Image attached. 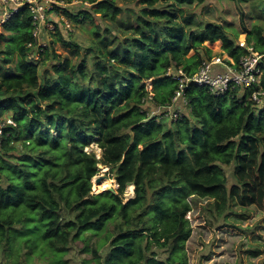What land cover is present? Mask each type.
Returning <instances> with one entry per match:
<instances>
[{
  "label": "trees",
  "instance_id": "1",
  "mask_svg": "<svg viewBox=\"0 0 264 264\" xmlns=\"http://www.w3.org/2000/svg\"><path fill=\"white\" fill-rule=\"evenodd\" d=\"M212 1L134 0L138 11L118 0L55 5L67 21L93 24L78 64L56 51L57 41L83 50L59 24L42 61L28 59L34 25L26 6L0 25V41L8 36L0 52V247L17 254L14 264L34 254L47 259L40 264H67L73 244L91 255L83 264H190L186 215L199 200L203 212L231 202L264 212V104L253 97L264 99V71L252 86L219 95L188 82L173 100L178 71L192 76L216 55L207 41H222L220 55L235 68L247 45L264 54V27L249 0H223L229 9L220 19L197 20L195 8ZM170 105L182 108L176 119L164 116ZM96 137L105 159L85 150ZM100 161L115 169L121 193L133 181L135 196L93 194ZM191 167L203 173L182 170Z\"/></svg>",
  "mask_w": 264,
  "mask_h": 264
},
{
  "label": "rangeland",
  "instance_id": "2",
  "mask_svg": "<svg viewBox=\"0 0 264 264\" xmlns=\"http://www.w3.org/2000/svg\"><path fill=\"white\" fill-rule=\"evenodd\" d=\"M133 1L134 0H118V3L123 6L127 5L129 8L138 11L141 8V4L135 6ZM249 2L253 5L255 21L264 27V0H249ZM211 3L213 4H209V10L200 6L195 8L197 20H202L207 17L215 18L216 16V18L219 17L220 19L221 12L229 9L223 0H213ZM74 5L75 4L73 3H64L62 7L68 6L73 8ZM133 12L134 11L131 12L132 15L135 13ZM1 14L2 11L0 6V18ZM47 14L51 17V20L44 29L42 39L47 43H49L52 39H55L56 36L53 37L52 31L55 24H59L66 35V38L72 43L80 44L83 47V50L77 54L75 53V50L71 49V47H66L61 42L57 41L55 43L56 51L61 55V58H66L68 56L71 58L73 63L78 64L80 60L83 59V55L85 53L84 50L91 45L92 40L95 38L92 32L93 24H76L73 21H67L65 16L57 14L54 11H49ZM7 41L8 36L0 41V52L1 48L4 47ZM238 41L247 45V34H240L238 36ZM205 45L212 48L213 53H215L216 56L220 54L222 48L221 41H216L214 43L207 41ZM194 53L195 51L191 50L188 55L190 56ZM91 61L92 52L89 51L87 57L88 65ZM9 64L12 65V63ZM45 68L46 65L41 64L39 71L43 72ZM146 84L148 89H154L153 79L147 80ZM263 104L264 99H261L259 105L262 106ZM174 109L179 111L182 108L180 107L178 109L177 106H174ZM164 116L173 119H176L177 117L174 110L166 111ZM85 150L87 152H95L97 158L105 159L106 157V150L101 147L99 137H96L91 144L86 146ZM225 169L228 176V180L226 182L227 188L232 189V184H235L237 180L234 172V165L226 166ZM182 170L188 175H194L197 171L201 174L203 173V170H198L193 167L187 169V171L184 169ZM182 170H180V174L183 173ZM167 173L171 172L168 171ZM100 175H105V177L101 180V182H97L96 177ZM116 177L115 169L111 168V164L100 161L98 163V172L92 178V193L96 194L105 191V189L101 188L99 185H101L103 181H109L110 184L108 186H113L123 196L125 201H128L131 197L135 196V183H133V181H131L132 184L130 185L127 183L124 188V192L121 193L120 184ZM97 185L99 190L98 188L97 190L95 188ZM131 185H133L132 191L129 190ZM205 203L206 199L199 200L198 204L194 206V209L186 215V217L190 219L193 226L192 234L186 243V248L191 258L190 264H207L211 257L216 260L214 264H262L264 262V212L258 210L255 206L244 208L238 202H231L232 205H230V208L224 212H220L215 206L203 212L202 206ZM94 239H96V237ZM106 252L107 250L105 248L100 249L99 253L102 254V259H104ZM6 253L7 251L0 247V264H14V262L18 260L16 253H11L9 255ZM33 256L32 262L29 264H40V262H46L47 260L46 258L42 259L38 254H34ZM24 258V255L20 256L21 261H19L18 264H27L23 261ZM63 258L67 261V264H83V261L87 258H91V255L82 251L76 244H73L70 247L69 252L66 253Z\"/></svg>",
  "mask_w": 264,
  "mask_h": 264
},
{
  "label": "built area",
  "instance_id": "3",
  "mask_svg": "<svg viewBox=\"0 0 264 264\" xmlns=\"http://www.w3.org/2000/svg\"><path fill=\"white\" fill-rule=\"evenodd\" d=\"M75 2L77 0L71 3ZM64 3L69 4L64 0H0L2 11L0 25L15 12L24 8V6L28 7L32 14L34 25V40L27 44L28 59L40 63L49 44L42 39L44 29L51 20L47 12L54 11L55 5L62 6ZM246 48L247 53L241 56L239 68L225 63L228 55L224 53L215 55L216 57L213 56L211 60L204 61L199 70L192 76H188L183 70H179L180 88L176 91V96L173 100L177 101L183 97V91L188 82L206 86L211 93L216 95L225 94L236 87L247 88L258 82L264 71V54L256 51L251 45H247ZM216 65H222L224 69L218 70ZM260 93L263 94L262 92ZM253 97L261 101L259 93L254 92ZM174 106L176 107L177 105H170L168 111L174 110L175 115L178 117L180 110H175ZM177 107L178 109L180 108L179 106Z\"/></svg>",
  "mask_w": 264,
  "mask_h": 264
},
{
  "label": "water",
  "instance_id": "4",
  "mask_svg": "<svg viewBox=\"0 0 264 264\" xmlns=\"http://www.w3.org/2000/svg\"><path fill=\"white\" fill-rule=\"evenodd\" d=\"M105 177V175H100L96 177V181L97 182H101V180ZM134 183V182H133ZM128 184H132V182H128ZM105 190H109V191H113L116 192V189L113 186H108L107 188H105Z\"/></svg>",
  "mask_w": 264,
  "mask_h": 264
},
{
  "label": "bare ground",
  "instance_id": "5",
  "mask_svg": "<svg viewBox=\"0 0 264 264\" xmlns=\"http://www.w3.org/2000/svg\"><path fill=\"white\" fill-rule=\"evenodd\" d=\"M109 184H110L109 181H103L102 184L99 185V186H101V188L105 189ZM95 188H96V190H97L98 185H97ZM103 189H102V190H103ZM94 190H95V189H94ZM98 190H99V188H98ZM129 190H130V191L133 190V185H131V186L129 187ZM128 195H129V194H128Z\"/></svg>",
  "mask_w": 264,
  "mask_h": 264
},
{
  "label": "crops",
  "instance_id": "6",
  "mask_svg": "<svg viewBox=\"0 0 264 264\" xmlns=\"http://www.w3.org/2000/svg\"><path fill=\"white\" fill-rule=\"evenodd\" d=\"M220 41V40H219ZM222 42V41H221ZM216 69H218V70H223L224 68H223V66L222 65H216Z\"/></svg>",
  "mask_w": 264,
  "mask_h": 264
}]
</instances>
